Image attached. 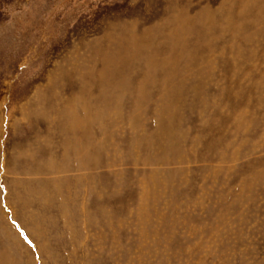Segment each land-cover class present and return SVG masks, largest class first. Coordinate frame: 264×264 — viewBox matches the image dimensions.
Here are the masks:
<instances>
[{
	"label": "rangeland",
	"instance_id": "374dc122",
	"mask_svg": "<svg viewBox=\"0 0 264 264\" xmlns=\"http://www.w3.org/2000/svg\"><path fill=\"white\" fill-rule=\"evenodd\" d=\"M0 264H264V0H0Z\"/></svg>",
	"mask_w": 264,
	"mask_h": 264
}]
</instances>
